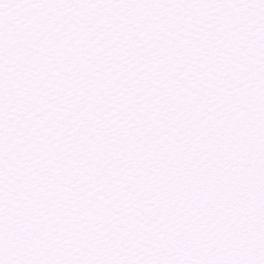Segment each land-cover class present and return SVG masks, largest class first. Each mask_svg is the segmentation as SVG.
Returning <instances> with one entry per match:
<instances>
[{"label":"snow or ice","instance_id":"snow-or-ice-1","mask_svg":"<svg viewBox=\"0 0 264 264\" xmlns=\"http://www.w3.org/2000/svg\"><path fill=\"white\" fill-rule=\"evenodd\" d=\"M0 264H264V0H0Z\"/></svg>","mask_w":264,"mask_h":264}]
</instances>
